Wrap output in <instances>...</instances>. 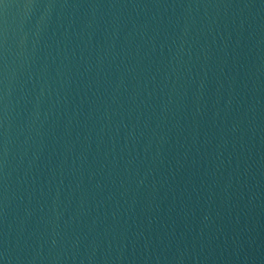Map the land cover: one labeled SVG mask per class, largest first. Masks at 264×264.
Segmentation results:
<instances>
[{
    "label": "water",
    "instance_id": "1",
    "mask_svg": "<svg viewBox=\"0 0 264 264\" xmlns=\"http://www.w3.org/2000/svg\"><path fill=\"white\" fill-rule=\"evenodd\" d=\"M0 264H264V0H0Z\"/></svg>",
    "mask_w": 264,
    "mask_h": 264
}]
</instances>
